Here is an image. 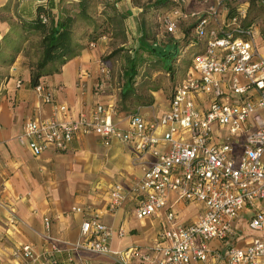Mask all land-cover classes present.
<instances>
[{"label": "built area", "instance_id": "1", "mask_svg": "<svg viewBox=\"0 0 264 264\" xmlns=\"http://www.w3.org/2000/svg\"><path fill=\"white\" fill-rule=\"evenodd\" d=\"M175 1L164 12V32L173 33L184 17L196 23L188 66L165 110L133 111L126 115L124 128L112 122V107L99 102L87 114L59 119L55 114L66 115V105L54 102L38 83L31 88L41 103L50 104L52 114L25 119L15 140L37 157L47 148L63 151L76 135L92 133L103 146L115 139L149 157L127 188L111 183L107 196L110 208L134 200L131 214L136 219L162 212L164 224L154 244L147 250H111L110 228L90 216L80 222L74 241L61 242L67 252L118 255L123 264L131 259L146 264H264V56L255 39L256 24H241L242 5L229 19L212 25L205 15H217L219 0L201 15L185 13L181 5L188 0ZM93 46L89 41L87 47ZM109 81L110 67L100 60L93 93L104 95ZM175 204L193 205L198 211L185 221ZM71 210L83 211L76 206ZM42 224L49 228L46 215ZM210 241L219 242V249L210 247ZM49 248L62 251L54 243ZM46 253L27 244L10 251L15 264H55L56 258L44 257ZM66 261H72L70 255Z\"/></svg>", "mask_w": 264, "mask_h": 264}, {"label": "crops", "instance_id": "2", "mask_svg": "<svg viewBox=\"0 0 264 264\" xmlns=\"http://www.w3.org/2000/svg\"><path fill=\"white\" fill-rule=\"evenodd\" d=\"M73 1L0 0V44L16 16L33 17L37 3H48L50 10L55 11ZM209 1L196 3L208 4ZM128 4V0H115L118 10H129L132 16L134 12ZM30 37L24 40L22 50L9 67L0 66V264L17 263L10 251L21 244L31 246L39 253L47 251L44 257L52 255L56 258L55 264H123L118 255L96 254L80 249L67 252L61 248V242L74 241L80 222L95 216L111 230L108 241L111 250L120 251L129 246L149 249L164 224L162 212L136 219L131 214L134 200L128 198L122 205L110 208L107 196V187L111 183H120L127 188L140 174L141 162L149 157L136 153L132 147L115 139L108 146H103L92 133L76 135L63 151L47 148L37 157L17 144L15 136L25 119L35 114H52L50 104L41 103L28 85L25 51L30 41L36 39L35 36ZM106 40L104 36L97 38L92 48L85 46L58 72L39 78L38 83L45 93L54 102L67 107L66 115L55 114L56 118L87 114L91 106L99 102L112 107L111 119L117 127H125L126 119L121 122L122 117L113 110L115 90L118 89L115 84L110 80L104 95L92 91ZM16 78L21 82L18 86L15 84ZM157 92L159 89L151 91ZM153 98L151 105L136 110L157 114L166 109L167 100L162 106L160 96ZM73 206L83 211L75 212L71 210ZM174 210L186 221L195 216L198 207L175 204ZM44 215L49 219L47 230L42 224ZM51 243L62 251L52 252L49 248ZM209 246L219 249L220 244L210 241ZM67 255L71 256V262L66 261ZM126 264L146 262L131 259ZM188 264L205 263L191 261Z\"/></svg>", "mask_w": 264, "mask_h": 264}, {"label": "trees", "instance_id": "3", "mask_svg": "<svg viewBox=\"0 0 264 264\" xmlns=\"http://www.w3.org/2000/svg\"><path fill=\"white\" fill-rule=\"evenodd\" d=\"M188 1L200 2L205 0ZM134 5L139 8L136 9V13L140 16V18L135 17L138 19L135 26L136 37L132 45L124 47L122 44L126 42V35L121 23L123 15L116 8L115 0H104L102 8L96 15L91 14L88 10L89 6H92L89 0H75L73 3L62 5L55 11L50 10L48 3L46 5L37 3L33 17L16 16V20L10 25L7 35L2 37L0 66L9 67L12 64L15 56L22 50L25 37L37 36V39L33 40L25 51L27 53L25 65L29 74L28 85L33 87L38 84L40 77L58 72L64 63L76 56L85 47V41H95L97 38L106 35L109 44H113L114 39L118 38L120 43L110 51V56L123 52L122 81L118 91L119 108L117 107V109L119 111H126L128 103L134 104V106L151 105L152 96L144 91L162 89L158 84L161 77L157 76L155 81H149L148 74L144 71L139 72L141 65L155 70L158 74L161 72V75H163L162 72H165L166 76H174L175 69L172 68V64L176 66L175 68L180 73L169 87V93L166 96L170 98L176 82L188 66V60L181 58V56H183L185 48L194 42V37L189 38V33L191 29L193 30L196 21L182 27V42L179 43L169 38L166 43L161 45L156 38L157 31L147 23L143 15L151 9L164 13L175 6L176 1L152 0L149 5L143 6L137 3ZM240 5L244 7L242 25L247 26L259 16L264 19V0H244ZM236 7L228 10L225 16L226 20L235 13ZM125 13H128V10H125ZM41 15L44 20L39 18ZM76 27L84 29L75 35ZM260 32L264 37V25ZM30 49H33L32 53ZM167 59L169 64L164 62ZM179 60L183 62V67H177L176 64ZM106 62L108 61L104 63Z\"/></svg>", "mask_w": 264, "mask_h": 264}, {"label": "rangeland", "instance_id": "4", "mask_svg": "<svg viewBox=\"0 0 264 264\" xmlns=\"http://www.w3.org/2000/svg\"><path fill=\"white\" fill-rule=\"evenodd\" d=\"M152 0H128V5L132 7V12H134V14L131 16L130 15V11L128 10V13H125V10L121 9L119 10V12H121V14L123 15V18L121 19V23H122V29L126 35V42L124 44H122V46L124 47H129L130 45L133 44V40L136 37V31H135V26L137 23V20L135 17L137 16L138 18H140V16L136 13V9L138 8L136 5H134V3H137L139 5H149V3ZM244 0H219L218 4H216V16H212V15H207L205 12V8L207 5L210 4H214L215 0H210L209 3L207 4L206 2H202V3H196L197 1H186L184 2L181 7L183 8V10L188 13L191 12H197L199 15L201 14H206V18L209 21V24H218L220 21L225 20V16L226 13L228 12V10L230 8H234L238 5H240V3H242ZM89 2L92 4V6H89L88 10L91 12V14L96 15L98 13V11L102 8L103 2L104 0H89ZM73 3V2H72ZM69 5V4H67ZM107 9V8H105ZM139 9V8H138ZM109 10V9H107ZM139 11V10H138ZM109 12V11H108ZM164 16V13H162L161 11L158 10H148L144 15L143 18L147 21L148 24H150L151 26H153V29H155L156 32V38L158 39V43L159 44H164L166 43L169 38L175 41H178L179 43L182 42V38H181V33H182V27H185L187 25H190L191 23L194 22V18L193 17H184L181 19H178L176 24H175V31L173 33H165L164 32V27L162 25V18ZM208 16V17H207ZM213 17H215L213 19ZM127 20L129 21L127 23ZM253 23L256 24V28H257V33L255 34V39L257 41L258 44V49L260 51V53H262V55H264V37L261 34V29L264 25V19L262 18V16H259L257 18H255L253 20ZM84 28H79L76 27L74 30V34L78 35L81 30H83ZM177 35V36H176ZM30 36L25 37L24 39L29 38ZM37 39V36H35ZM104 37L107 38V36L105 35ZM193 37V30L191 29L190 33H189V38ZM31 38V37H30ZM33 40L30 41V44L32 43ZM84 40H82L83 42ZM86 44L85 46L87 47L88 42L85 41ZM83 42V43H85ZM94 42V41H92ZM29 43V42H28ZM113 44H109V39L106 40V48L103 50L101 56H100V60L102 62L108 61L106 62L107 65L110 67V80L112 81L113 84H115V87H117L118 89L115 90L116 94H115V98H114V104H113V110L115 112V114L119 115L122 117V121H125L126 118V113L129 112H133V111H137L136 108H140V107H147V106H134V104H125L126 105V111H119L117 109V107L119 108V103H118V91L121 85V69H122V65H123V59H122V55L123 52L117 53L115 55L110 56V51L120 45L119 43V38L118 39H114V41L112 42ZM28 44V45H30ZM23 48V46H22ZM28 48V46H27ZM31 53L33 52V49H30ZM185 52L183 53V56H181V58H186V60H188L189 57V52L191 51V47H187L184 50ZM165 64H169V60H165L164 61ZM177 67H183V62H181L179 60V62L176 64ZM176 66L172 64V68L175 69V75L174 76H166L165 72H162L163 75H161V72L158 74L155 70L148 68L144 65H141L139 68V72L144 71V73L148 74L149 76V81H155L157 79V76L161 77L158 80V84L162 87V89H159V92L157 93H151V91H144L145 93H148L152 96L155 97V99H157V96H160V100L161 101V105L163 106L164 103H166V100H168V97L166 96L167 93H169V87L171 85V83L178 78V74L180 73L179 70H177V68H175ZM177 72V74H176ZM180 76V75H179ZM171 77V78H170ZM158 101V102H159ZM157 102V104H158ZM163 108H161L162 110ZM118 110V111H117ZM144 113V112H143ZM146 114H149V112H145ZM249 231V230H247Z\"/></svg>", "mask_w": 264, "mask_h": 264}]
</instances>
